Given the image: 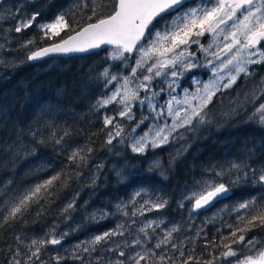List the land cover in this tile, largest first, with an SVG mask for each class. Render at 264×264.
I'll list each match as a JSON object with an SVG mask.
<instances>
[{
	"label": "snow or ice",
	"instance_id": "obj_1",
	"mask_svg": "<svg viewBox=\"0 0 264 264\" xmlns=\"http://www.w3.org/2000/svg\"><path fill=\"white\" fill-rule=\"evenodd\" d=\"M188 4L189 0H73L69 7L61 6L55 13L51 9L58 6L50 3L47 10L40 8L31 14L22 12L16 5L12 6L15 11L0 7V20L11 22V27L3 30L5 35L11 31L22 34L32 28L38 32L26 40L21 37L15 49L6 46L7 40L0 44V53H7L0 55V69L46 57L89 53L95 49L108 51L104 46H109L111 50L105 63L118 61L115 67L123 64L125 71L130 67L131 72L123 75L105 67L97 76L105 90L109 86L114 90L98 97L92 110L99 113L110 105L117 106L113 114L102 117L99 130L105 137L102 146H112L118 140L132 153L143 157L149 149L180 143L172 158L174 162L188 151L184 145L189 134L212 123L210 108L217 95L234 89L241 78H245L247 86L248 80H254L259 74L254 71L255 66H264V0H192V6ZM41 18L44 22L37 23ZM208 36L212 42L206 46L201 40ZM38 42L48 43L37 47ZM194 46L197 51L192 50ZM198 52L204 54L203 67L211 70V78L207 82L195 81V90L184 89L183 96L178 98L175 87L178 78L200 67L194 62ZM19 53H25L23 60ZM130 58H135L134 66L128 63ZM168 76L172 79L167 89L154 91L153 82ZM165 91L168 99L161 103ZM136 103L148 111L147 115L141 113L139 120L134 112ZM234 103L224 115L231 117L243 110L246 123L264 128V77L255 81L242 100ZM51 115V110L43 112L34 121L35 126L29 125L27 131L14 125L7 139L0 140V154L10 157L12 164L35 156L41 146H51L67 161L60 171L45 163L36 166L30 172L34 182L24 179L19 183L9 180L0 184V228H11L33 212L36 220L44 217L48 214L45 206L50 207L60 199L58 189L69 188L71 182H79L88 174L86 170L90 171L95 149L89 144L72 147V131L55 120L44 119ZM7 116L5 113L4 117ZM148 120L152 123L147 125V130L135 135ZM125 121H130L131 126H126ZM0 130L6 131L7 126ZM243 155L247 159H224L197 169L191 183L184 185L177 208L181 214L187 211L192 221L230 199L238 187L258 186L260 194L225 205L218 210L219 215L205 218L200 227L189 223L188 231L195 232L191 239L179 238L184 232L183 216L177 223L147 219L146 213L167 208L169 201L158 193L149 195L139 190L127 202L117 203L115 212L97 209L89 213L80 206L89 222L116 216L124 219L73 245L67 257L59 255L56 246L63 245L69 232H59L58 225L54 224L42 237L28 239L16 235V247H9L4 264H64L67 259L78 264H264V166L252 167V151ZM103 167V164L95 165L97 170ZM159 167L160 161L154 160L149 172ZM112 170L121 179L125 178L122 168L114 166ZM49 171L53 174L49 175ZM95 184L92 180L90 186ZM77 197L60 209L62 219L70 218L77 211ZM217 223L220 227H216ZM208 225L216 229L211 239L205 232ZM201 237L204 249L197 255L195 242ZM189 243L193 244L192 248L187 247ZM49 246L57 254L44 259Z\"/></svg>",
	"mask_w": 264,
	"mask_h": 264
},
{
	"label": "trees",
	"instance_id": "obj_2",
	"mask_svg": "<svg viewBox=\"0 0 264 264\" xmlns=\"http://www.w3.org/2000/svg\"><path fill=\"white\" fill-rule=\"evenodd\" d=\"M72 2L73 0H4L2 3L14 11L15 8L12 6L16 5L21 7L22 12L31 14L36 9L47 10L50 3L58 6L51 9V12L55 13L60 10L61 6L67 8ZM43 22L44 18L37 21V23ZM10 27L11 22L0 21V44L7 40L6 46L9 49H15L16 41L21 37L26 40L38 35L36 28L22 34L11 31L5 35L3 30ZM47 43L38 42L37 47H42ZM108 51L99 50L88 54L56 56L37 63L17 62L16 67L0 69V129L7 126L6 131L0 130V140L7 139L14 125L18 129L23 128L27 131L29 125L35 126L34 121L38 116L51 110L52 115L45 116L44 119L55 120L60 126L66 125L72 131V147L89 144L95 149L90 160V171L86 170L88 174L79 182H71L69 188L63 191L58 189L60 199L50 207L45 206L47 215L36 220L33 212L32 215L14 223L11 228H0V264H4L8 258L9 247H16L14 239L16 235L28 239L42 237L55 224L58 225L59 232H69L63 244L72 242L76 244L114 227L120 216L89 222L85 220V213L80 206L87 208L89 213L97 209L115 212V205L129 200L134 191L145 190L150 194L158 193L169 201L167 208L152 212L154 218L162 217L177 223L183 216L184 226L194 223L196 227L201 226V223L196 222L203 217L209 214L219 215L218 210L225 205H232L260 194L261 190L258 186L238 187L234 189V195L230 194V199L223 200L210 211L202 212L195 222L188 220L185 215L186 211L181 214L177 208V201L180 199L184 185L191 183L193 175L201 167L216 164L224 159H247L243 154L249 151L254 153L251 157L252 167L264 166V128L246 123L247 117L243 114V110L231 117L224 115L230 107L235 106L234 102L237 99H243L244 93L253 87L255 81L264 77V66H259L256 71L259 74L254 80H248L247 86H245V78H241L234 89L217 95L210 108L212 123L189 134L187 144L184 145L188 147V151L172 162V158L176 156L178 148L181 147L180 143H173L154 150L149 149L143 157L132 153L130 148L119 144L118 140L114 141L112 146H102L105 138L99 131L102 126V117L105 114H113V108L117 106L110 105L99 113L92 110L96 99L102 94H109L114 88L109 86L105 90L103 82L98 80L97 76L105 67H109L113 73L120 72L123 75L127 73L122 64L119 68L114 66L120 63L118 61L105 63ZM16 54L13 53V55ZM0 55L6 56L7 53H0ZM19 55L23 60L25 53H19ZM134 111L138 117L137 108ZM5 113L8 114L6 118ZM109 148L111 151L108 150ZM151 160H159L160 167L149 172ZM41 163L60 171L67 161L58 156L51 146H41L37 149L35 156L18 160L15 164L11 163L10 157L0 154V184L9 180L19 183L24 179L34 182L30 179V172ZM111 163L123 169L124 179L106 169V165ZM96 164H103L104 167L97 170ZM125 165H127L126 168ZM93 169L96 170L95 174H93ZM48 174L53 173L49 171ZM92 180L96 181L94 186H90ZM253 188L255 190H252ZM77 193H79L78 197ZM73 197H77V211L72 213L70 218L62 219L60 209ZM224 219L227 217L225 216ZM216 227H220L219 223ZM72 229L76 231H71ZM215 230L212 225L205 228L208 239L212 238ZM192 232V234L188 233L189 239L195 236V232ZM52 247L49 246V250ZM56 247L59 250V247ZM187 247L192 248L193 244L189 243ZM195 247L197 248L196 254L199 255L204 249L203 237L196 240ZM71 249L66 245V249L58 254L67 257ZM49 250L44 254V259H49L54 255ZM77 263L71 259L64 262V264Z\"/></svg>",
	"mask_w": 264,
	"mask_h": 264
},
{
	"label": "rangeland",
	"instance_id": "obj_3",
	"mask_svg": "<svg viewBox=\"0 0 264 264\" xmlns=\"http://www.w3.org/2000/svg\"><path fill=\"white\" fill-rule=\"evenodd\" d=\"M188 6H192V4H190ZM0 7H2L3 9H7V7L5 6L4 3H2L0 5ZM3 14L6 15V13H3ZM0 21H2V20H0ZM210 42H212V37L211 36H208L206 38H202V40H201V43H203L206 46ZM192 50L193 51H197V48L194 46ZM214 50H215V47H213V51ZM210 58L211 57H208V59H210ZM194 62L198 63L200 65V67L190 69L189 71L184 72L183 76H180L178 78V84H177V86H175L176 87V93L178 94V98H180V97L183 96L184 89H189V91H194L195 88H196V86H197L196 83H195V81L207 82L211 78V70L208 69V68L203 67V65L206 63V58H205V56H204L203 53H199L198 52L197 58L194 60ZM128 63L130 65L134 66L135 65V58H130L129 61H128ZM258 68H259V66H255L254 71H257ZM141 71H142L143 74H147L146 71H144V70H141ZM130 72H131V68L129 67V68H127V73L124 74V75H127ZM171 79H172L171 76H168V77L163 78V79L157 78V80L153 82V90L154 91H159L160 88H162V87L165 88V89H167V87H168V81H170ZM113 90H114V88L111 91H113ZM111 91H110V93H111ZM167 99H168V94H167V91H165V93L162 94V98L160 99V102L163 103ZM135 108H137V111H139L138 117H137V115L135 113L137 120H139L141 118V113H143L144 115H147L148 114L147 108L146 107H141L138 103L134 104V109ZM151 123H152V120L146 121L145 122V125H142L137 130V132L135 133V135H137V136L141 135L143 132H145L147 130V125L148 124H151ZM169 123H171L170 120H169ZM125 125L126 126H131V122L130 121H126L125 122ZM127 143H131V141H127ZM118 155H119V153H118ZM152 161L153 160H151V163H152ZM114 166L117 167L113 163L108 164V165H106V169L109 170V171H111L113 174L116 175V173L112 170ZM117 168H120V167H117ZM95 171L96 170L93 169V174H95ZM143 191L146 192V193H148L145 190H143ZM134 192H136V191H134ZM134 192L132 193V195L134 194ZM148 194L151 195L150 193H148ZM145 198H147V197H145ZM127 201H125V202H127ZM139 202H142V200L139 201ZM137 207H138V204H137ZM129 211H131V208L130 207H129ZM185 215L188 217V212L187 211L185 212ZM211 216H214V215L209 214L208 216L203 217L199 222H196V223H201L205 218H208V217H211ZM145 217L147 219H161L163 221H167V223L168 222H172L173 223V220H170V219H166V218H162V217L154 218L152 212L146 213L145 214ZM145 217H136L134 219L143 220ZM123 219H124L123 217H120V219H119L118 222H120ZM190 222H195V219L192 220V221H190ZM137 226H139V225H137ZM188 233L192 234L193 232L192 231H188V226H184V232L182 234H180L179 238L180 239H184L185 236H188ZM89 239H86L85 241H87ZM155 242H156L155 240H152L151 241V243H155ZM66 245H68V247L72 248V246L75 245V244L72 242V243H69V244H63L62 246H58L59 247L58 253L64 251V249H66ZM49 252L52 253V254H57V253H53L51 251V249L49 250Z\"/></svg>",
	"mask_w": 264,
	"mask_h": 264
},
{
	"label": "water",
	"instance_id": "obj_4",
	"mask_svg": "<svg viewBox=\"0 0 264 264\" xmlns=\"http://www.w3.org/2000/svg\"><path fill=\"white\" fill-rule=\"evenodd\" d=\"M2 1L3 0H0V4L2 3ZM46 46V45H45ZM43 47V46H42ZM104 48H109V46H104ZM99 50H101V49H95V50H93V52H96V51H99ZM89 53H92V52H89ZM75 54H88V53H74V54H71V55H75ZM53 57H56V56H53ZM59 57H64V56H59ZM48 58H52V57H46V58H44V59H42V60H38V61H29L30 63H37V62H41V61H43V60H45V59H48Z\"/></svg>",
	"mask_w": 264,
	"mask_h": 264
},
{
	"label": "flooded vegetation",
	"instance_id": "obj_5",
	"mask_svg": "<svg viewBox=\"0 0 264 264\" xmlns=\"http://www.w3.org/2000/svg\"><path fill=\"white\" fill-rule=\"evenodd\" d=\"M190 4H192V1H191V2H189V4H188V5H190Z\"/></svg>",
	"mask_w": 264,
	"mask_h": 264
},
{
	"label": "bare ground",
	"instance_id": "obj_6",
	"mask_svg": "<svg viewBox=\"0 0 264 264\" xmlns=\"http://www.w3.org/2000/svg\"><path fill=\"white\" fill-rule=\"evenodd\" d=\"M45 46V45H44Z\"/></svg>",
	"mask_w": 264,
	"mask_h": 264
}]
</instances>
